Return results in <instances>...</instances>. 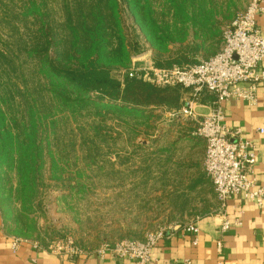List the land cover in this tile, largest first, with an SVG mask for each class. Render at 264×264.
Wrapping results in <instances>:
<instances>
[{
	"label": "rangeland",
	"instance_id": "1",
	"mask_svg": "<svg viewBox=\"0 0 264 264\" xmlns=\"http://www.w3.org/2000/svg\"><path fill=\"white\" fill-rule=\"evenodd\" d=\"M84 1L0 0V94L15 105L33 102L36 122L43 126L37 136L44 147L37 186L27 200L23 201V192L20 196L11 192L17 182L14 172L0 174V208L7 233L37 243L67 238L94 251L124 240L142 241L156 231H180L197 218L215 216L220 204L203 166L200 161L195 168L184 164L198 159L200 147L190 148L193 137L183 134L184 124L175 119L168 123L164 117L144 122L131 106L100 102L93 95L100 104H87L84 95L73 90L63 102L43 88L39 65L43 56L33 60L27 53L41 54L45 47L54 57L64 49V24L78 18L81 7L86 12L89 6ZM117 1L121 39L109 34L110 49L122 43L132 54L131 44L136 43L142 52L129 68L134 61L153 63L148 32L136 21L131 3ZM248 1L140 0V5L149 7L151 13L145 9L142 13L156 20L160 33L169 37L181 31L171 27L180 11L187 13L188 40L159 50L162 59L203 61L220 49L223 29ZM31 4L35 16L30 14ZM12 85L13 94L7 90ZM23 115L22 111L15 115L18 125L24 122Z\"/></svg>",
	"mask_w": 264,
	"mask_h": 264
},
{
	"label": "trees",
	"instance_id": "2",
	"mask_svg": "<svg viewBox=\"0 0 264 264\" xmlns=\"http://www.w3.org/2000/svg\"><path fill=\"white\" fill-rule=\"evenodd\" d=\"M128 1L134 9L136 21L149 34L147 36L153 47L154 57L151 60L154 67L171 68L200 62L185 59L172 61L160 57L162 52L159 53V50L166 51L168 45L174 43L183 45L188 40L185 29L187 20L184 18L187 13L183 9L180 11L181 16L171 26L173 30L181 29V31H175L176 36L169 37L167 33H160L156 20H153L149 14L142 13L143 9L150 12L149 7L140 5V0ZM84 4L89 6L86 12L81 7L77 12L79 17L68 18L64 24L67 32L64 49L57 50L54 57L48 56L45 47L41 54L27 53L33 60H38L40 55L43 56V60L39 63L43 68L42 73L45 81L43 88L49 89L55 97L59 96L63 102H68L69 94L72 95L71 93L74 91L83 94V100L87 104L98 103V101L92 100L91 95H93L94 99H98L100 102L106 101L131 106L138 112L139 119L144 122L151 118L162 119L163 111L178 113L183 106L182 103L180 104V99L185 93H188L193 100L190 90L180 87L159 89L137 77L127 78L121 75L119 71L129 68L130 61L141 54L142 47L136 46V43L131 44L132 54L126 52L122 43H118L117 49H110L109 34L110 37L118 35L116 38L121 39L122 26L117 0H85ZM181 4L179 3L180 6L183 5ZM31 5L30 14L35 16L36 8L33 4ZM59 41L61 42L62 39ZM190 50L195 53L197 48ZM1 55L4 56V53ZM7 90L13 94L14 85ZM71 90L73 91L70 92ZM207 95L211 98L212 106H214L215 99L212 95L203 93L199 100ZM96 108H99V105ZM19 111L24 114L22 117L24 122L21 125L17 124L15 117ZM158 111L163 113L160 114ZM36 121L38 119H35L32 101L24 100L23 103L15 105L12 98L5 93L0 94V174L3 171L14 172L17 182L15 189L12 188L11 192H18L19 196L23 192L24 198L34 191V186H37L35 182L43 164L42 151L44 147L37 136L39 130L43 132V126ZM193 133L191 135L193 138L202 140L193 136ZM25 200L27 198L23 199V201ZM0 213L4 225L7 227L6 218L1 208Z\"/></svg>",
	"mask_w": 264,
	"mask_h": 264
},
{
	"label": "built area",
	"instance_id": "3",
	"mask_svg": "<svg viewBox=\"0 0 264 264\" xmlns=\"http://www.w3.org/2000/svg\"><path fill=\"white\" fill-rule=\"evenodd\" d=\"M261 15H264V0H249L245 10L223 29L219 51L197 64L158 68L153 63L135 65L137 61H134L128 70L121 72L127 78L137 77L159 89L180 87L190 90L193 101H199L203 93L214 97L215 105L200 119H196L190 104L172 117L197 120L193 136L204 142L203 170L220 204L217 214L222 217V223L219 229L221 236L216 240L218 254L222 252L223 234L233 225H240L238 221L233 223L226 217L227 202L236 198L257 207L264 206V186H258L252 177L258 164L255 146L241 138L239 129L227 128L223 110V105L230 100L256 105L257 94L264 88V71H257L264 63V36L257 26V18ZM199 221L200 218L195 219L180 232L197 236ZM175 232L178 231H156L142 241L124 240L93 252L99 259L112 257L134 264H151L153 251L159 242ZM28 242L36 249H45L55 257H65L71 261L86 257L91 252L67 238L53 240L43 247L40 243L19 237L11 238L10 251L17 254ZM193 244L196 245L197 241L194 240Z\"/></svg>",
	"mask_w": 264,
	"mask_h": 264
},
{
	"label": "crops",
	"instance_id": "4",
	"mask_svg": "<svg viewBox=\"0 0 264 264\" xmlns=\"http://www.w3.org/2000/svg\"><path fill=\"white\" fill-rule=\"evenodd\" d=\"M257 26L264 36V15L257 18ZM257 71H264V63ZM211 102L208 95L199 101H193L190 95L185 93L180 99V104L183 105L180 110L190 104L196 119H200L210 112L213 107ZM223 110L227 128L239 129L241 138L254 144L258 164L252 177L258 186H264V88L257 94L256 105L230 100L223 105ZM158 112H164L162 115L168 119V123L175 119L176 122L184 124L183 132L187 139L192 137V133L197 129V120L182 116L172 117L175 111ZM195 144L200 146L196 147L199 148L198 159H191L192 161L184 164L195 168L200 161L199 167L201 165L202 168L205 145L202 140L192 138L189 146L194 151ZM225 214L231 222L238 221L240 225H233L223 234L221 254L217 253L216 240L221 236L219 229L222 217L218 214L205 215L198 222L200 231L197 236L184 235L180 231L166 235L153 251L151 264H264V206L257 207L251 202L235 198L227 202ZM13 237L7 233L0 213V264H134L129 260L112 257L99 259L93 251L86 257L71 261L65 257H55L45 249H36L29 242L17 254H13L10 251V241ZM194 240L197 241L196 245L193 244ZM47 244L48 242H45L41 245L45 247Z\"/></svg>",
	"mask_w": 264,
	"mask_h": 264
}]
</instances>
